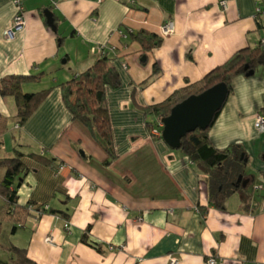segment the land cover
<instances>
[{
  "label": "crops",
  "instance_id": "crops-1",
  "mask_svg": "<svg viewBox=\"0 0 264 264\" xmlns=\"http://www.w3.org/2000/svg\"><path fill=\"white\" fill-rule=\"evenodd\" d=\"M55 1L24 0L26 25L9 39L15 8L0 0V78L41 74L46 88L54 87L19 127L14 97L0 94L9 126L0 157L23 154L27 173L17 203H33L15 232L10 219L3 221L9 243L26 248L37 264H167L171 257L177 264H209V257L216 264H264V133L255 126L264 114V66L233 79L234 90L209 129L214 147L241 146L250 167L245 185L240 182L222 207L211 202L208 175L154 136L152 129L162 127L150 128L143 110L260 44L264 0H226L225 8L220 0ZM46 9L54 13L56 31ZM169 20L174 30L164 35ZM140 30L162 43L143 50L131 36ZM99 45L122 82L106 89L113 160L73 119L58 86L89 68L100 56L91 49Z\"/></svg>",
  "mask_w": 264,
  "mask_h": 264
},
{
  "label": "trees",
  "instance_id": "trees-1",
  "mask_svg": "<svg viewBox=\"0 0 264 264\" xmlns=\"http://www.w3.org/2000/svg\"><path fill=\"white\" fill-rule=\"evenodd\" d=\"M131 36L145 51L162 43L161 36L148 30H140ZM261 66H264L263 44L238 50L225 62L209 71L201 80L188 84L161 103L144 107L143 110L149 116L148 126L151 128L158 124L170 114L176 104L190 95L200 94L217 83L225 82L230 95L234 90L233 79L236 76H248L250 71H254L255 74ZM40 80L41 74H12L0 78V94L3 97H14L16 101L15 119L19 126L29 120L54 88L23 92L24 83ZM121 84L119 72L111 63V58L103 54L85 71L58 85L73 119L81 122L90 130L97 142L109 153L111 160L115 159L117 155L114 150L106 89L107 87L116 89ZM7 123L8 119L0 113V138L9 130ZM210 127L206 130L197 129L189 133L182 138L180 148L174 150L188 156L200 170L208 175L211 202L217 207H222L229 197L240 189L239 176L243 175L241 182L245 179L244 166L247 165V162L244 161L247 156L244 154L242 158L244 150L237 144L230 145L225 149L214 147L209 138ZM153 135L163 139L162 135ZM110 161L108 162L110 163ZM0 168L5 170L4 176L0 180V197L4 201L0 214V251L5 255L3 258L0 256V264H37L29 257L26 248L12 243L5 245L1 242L3 221L7 218L10 219L12 222L11 232H15L19 224H23L30 214L33 205V203L27 205L17 203V191L27 173L23 154L16 152L13 156L0 157ZM88 230L89 226L83 235V240L87 239Z\"/></svg>",
  "mask_w": 264,
  "mask_h": 264
},
{
  "label": "water",
  "instance_id": "water-1",
  "mask_svg": "<svg viewBox=\"0 0 264 264\" xmlns=\"http://www.w3.org/2000/svg\"><path fill=\"white\" fill-rule=\"evenodd\" d=\"M44 14L49 26L57 30L54 13L46 9ZM65 62V61H64ZM254 71L247 75L251 76ZM229 95V89L225 82H220L206 89L200 94H193L176 104L168 116L162 119L163 140L172 148L181 146L183 137L197 129L206 130L212 125L216 114L222 109ZM244 153L242 154V158ZM247 162V158H245ZM243 175L238 178V185ZM245 185V182H243Z\"/></svg>",
  "mask_w": 264,
  "mask_h": 264
},
{
  "label": "built area",
  "instance_id": "built-area-1",
  "mask_svg": "<svg viewBox=\"0 0 264 264\" xmlns=\"http://www.w3.org/2000/svg\"><path fill=\"white\" fill-rule=\"evenodd\" d=\"M11 1L14 5V8H15V14L13 17L11 27H9V29H7V31H6V35L9 39H13L15 37V35L18 32L22 31L26 25V20H25V16H24V11H25L24 0H11ZM99 1H102V0H99ZM127 2L128 3H134V0H127ZM51 4L56 5L57 2L55 0H51ZM226 4H227L226 0H220L219 1V5L223 8L226 7ZM257 12L258 13L261 12L260 7L257 8ZM173 30H174V22L171 20L165 22L164 25L162 26V31H163L164 35H168V34L172 33ZM261 44L264 45V39L261 40ZM91 52L93 54H98L101 56V55L105 54V45H99L97 47H93L91 49ZM160 126L163 128L162 122L160 123ZM255 126L260 133H264V114H258L257 115ZM16 127H19V124H17ZM161 131L162 130L158 129V128L152 129V133L155 135H161ZM44 208L49 209V206L46 205ZM65 226L66 227L69 226L68 223H66ZM47 240L50 243H52L51 237L47 238ZM177 263H178V259L175 257H171L167 264H177ZM208 263L209 264H216L217 261H216L215 257H209Z\"/></svg>",
  "mask_w": 264,
  "mask_h": 264
},
{
  "label": "rangeland",
  "instance_id": "rangeland-1",
  "mask_svg": "<svg viewBox=\"0 0 264 264\" xmlns=\"http://www.w3.org/2000/svg\"><path fill=\"white\" fill-rule=\"evenodd\" d=\"M63 65L67 66V63H64ZM259 68H258V70H259ZM46 87H48L46 81L45 80H41V81L32 83V86H26V87H24L23 92H35V91L41 90V89L46 88ZM159 123H161V121ZM161 135H162V131H161ZM244 167H245L244 170L246 172H248L250 170V167H249L248 164L246 166H244ZM3 172H4V169L0 168V173L2 174ZM255 180H256V178H255ZM256 182H258V181H256ZM1 203H2V201H1V198H0V207H2L4 205V203H3V205H1ZM0 220H1V217H0ZM1 228H2L1 242L3 244H5V245L10 244L9 243V240H8V238L10 237V229H8L7 223L6 224L5 223H2ZM4 255L5 254H3L0 251V256L2 258H3Z\"/></svg>",
  "mask_w": 264,
  "mask_h": 264
}]
</instances>
